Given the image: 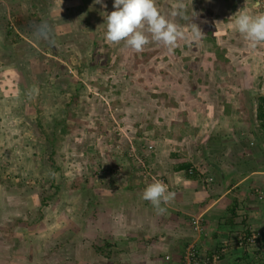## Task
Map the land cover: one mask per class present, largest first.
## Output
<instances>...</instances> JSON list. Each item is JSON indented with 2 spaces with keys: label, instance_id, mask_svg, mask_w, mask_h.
Listing matches in <instances>:
<instances>
[{
  "label": "rangeland",
  "instance_id": "obj_1",
  "mask_svg": "<svg viewBox=\"0 0 264 264\" xmlns=\"http://www.w3.org/2000/svg\"><path fill=\"white\" fill-rule=\"evenodd\" d=\"M113 3L0 0V264H111L110 255L96 256L89 243L110 237L117 211L128 205L126 191L142 197L149 184L165 183L148 155L172 130V116L161 117L156 108L155 115L135 117L129 100L159 94L165 85L185 93L173 81L185 71L180 55L161 53L164 45L150 34L140 53L124 41L109 42L105 18ZM44 23L48 39L36 35ZM188 26L180 28L190 35L200 28ZM187 69L190 83L199 79V71ZM257 77L254 91L264 79ZM192 84L186 93H214L211 85ZM223 103L236 108L239 101L224 95ZM53 125L59 129L54 148L42 129L49 133ZM141 197L138 206L151 204Z\"/></svg>",
  "mask_w": 264,
  "mask_h": 264
},
{
  "label": "crops",
  "instance_id": "obj_2",
  "mask_svg": "<svg viewBox=\"0 0 264 264\" xmlns=\"http://www.w3.org/2000/svg\"><path fill=\"white\" fill-rule=\"evenodd\" d=\"M193 1L155 0L170 22L185 29L192 21L206 31L207 38L203 34L197 41L200 45L189 46V39H184L172 52L166 46L161 50L180 55L184 78L173 81L184 86L185 93L165 85L159 94H135L129 100L133 105L128 106L135 117L155 115L156 108L161 117L171 114L172 130L162 134L166 138L149 151L148 161L176 196L162 205L167 211L158 215L151 204L138 206L141 194L125 192L129 202L122 212L117 211L118 223H112L110 237L89 243L96 256L110 255L111 264H180L188 245L196 247V262L203 264V258L224 243L227 250L218 264L259 262V245H240L237 240L246 230L264 234V126L257 120V97L264 96V79L257 91L250 88L256 76L264 77V44L250 47L236 31L234 20L240 11L264 13V0H203L199 5ZM178 3L185 5L187 20L172 15ZM207 20L211 23L205 24ZM188 67L199 71V79L190 83ZM193 82L211 85L215 94L186 93ZM234 88L238 91L232 92ZM223 94L232 104L239 101L237 107L220 104ZM182 162H193L199 172L213 176V183L205 185L200 177L189 176ZM125 217H131L130 221L121 224Z\"/></svg>",
  "mask_w": 264,
  "mask_h": 264
},
{
  "label": "clouds",
  "instance_id": "obj_3",
  "mask_svg": "<svg viewBox=\"0 0 264 264\" xmlns=\"http://www.w3.org/2000/svg\"><path fill=\"white\" fill-rule=\"evenodd\" d=\"M94 3L106 7L103 5V0H94ZM113 7L115 10L106 14L105 18L106 39L117 44L124 41L137 53L142 52L151 41L163 44L169 52H172L179 40L197 41L202 38L200 28L195 26L192 28L191 36H186L177 24L170 22L160 13L155 0H114ZM172 15L188 19L183 3L177 6ZM234 27L249 42L250 47L256 48L264 44V13L252 14L240 11L234 20ZM50 34L51 29L47 23L38 26L36 35L39 38L48 39ZM148 34H150L151 41ZM195 171L199 173L197 167ZM205 173L203 171L201 174ZM175 196L176 193L169 191L167 185L155 181L145 188L142 199L149 201L157 214L161 215L167 211L162 205L172 201Z\"/></svg>",
  "mask_w": 264,
  "mask_h": 264
},
{
  "label": "built area",
  "instance_id": "obj_4",
  "mask_svg": "<svg viewBox=\"0 0 264 264\" xmlns=\"http://www.w3.org/2000/svg\"><path fill=\"white\" fill-rule=\"evenodd\" d=\"M149 146L151 148V145ZM187 173L189 175H194L197 174V171H195V168L191 166L187 169ZM201 173L203 172H199L198 174ZM200 179L203 180L202 182L205 185H209L213 183V177L211 175L200 176ZM259 197H262L261 193L259 194ZM237 241L238 244L240 245L258 244L259 245L258 264H264V234H261L255 230H246L245 232L241 233ZM226 250H227L226 243H224L220 247L212 251L209 255H206L203 258V264H218L219 260L221 259L222 255L226 252ZM181 256L182 257L180 260V264H197L196 261L198 259V254H197V249L194 245H188ZM168 257L169 256H166L167 259Z\"/></svg>",
  "mask_w": 264,
  "mask_h": 264
},
{
  "label": "trees",
  "instance_id": "obj_5",
  "mask_svg": "<svg viewBox=\"0 0 264 264\" xmlns=\"http://www.w3.org/2000/svg\"><path fill=\"white\" fill-rule=\"evenodd\" d=\"M257 99H258L257 120H259L260 124L262 126H264V96H259V97H257ZM42 129H43V135L45 136L46 140L48 142H50L54 148L56 146V140H57L58 135H59L58 134L59 129H56L55 125L52 126V130L49 133H45L44 128H42ZM181 165H182L181 168H184L186 173H187V169L189 167H191V165L189 163H186V162H184V163L182 162ZM189 176H192V175H189Z\"/></svg>",
  "mask_w": 264,
  "mask_h": 264
}]
</instances>
